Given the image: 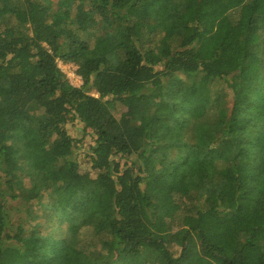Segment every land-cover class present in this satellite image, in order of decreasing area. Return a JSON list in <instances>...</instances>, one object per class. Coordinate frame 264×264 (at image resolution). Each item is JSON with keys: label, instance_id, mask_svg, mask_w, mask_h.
Wrapping results in <instances>:
<instances>
[{"label": "trees", "instance_id": "16d2710c", "mask_svg": "<svg viewBox=\"0 0 264 264\" xmlns=\"http://www.w3.org/2000/svg\"><path fill=\"white\" fill-rule=\"evenodd\" d=\"M0 264H264V0H0Z\"/></svg>", "mask_w": 264, "mask_h": 264}, {"label": "rangeland", "instance_id": "374dc122", "mask_svg": "<svg viewBox=\"0 0 264 264\" xmlns=\"http://www.w3.org/2000/svg\"><path fill=\"white\" fill-rule=\"evenodd\" d=\"M56 66H59L60 68L59 67L58 68L61 69L62 71H66V69H67L68 66H72V67H74L76 69V72H77V67L74 66L73 64L62 63L61 61H58ZM200 83L202 84V86H205L206 87V83L205 82H200ZM75 84L76 85H79L78 83H75ZM202 86H201V88H202ZM205 91L207 92L208 90L202 88V93L196 94L197 98L198 97L199 98H205V96H206ZM89 93L92 94L93 96H96V94H95V92L93 90L89 91ZM124 111H125V108L123 106H121L120 104L117 103L116 106H115V109H114V112L113 113H114V116L116 118H119L120 115ZM65 130H67V132L75 140L80 141V140H83V138H84V135L82 133V124L79 121H75L73 123H68L66 125V129ZM84 140L85 141L82 142V147L80 149L76 150L75 155H76V158H77L78 163L80 165L79 166L80 170L82 172H88L90 174V176L94 178L95 177V172L93 170L89 169L88 165H86V159H85V156H84L85 155L84 153L88 150V146H87L86 143L89 141V137H85ZM80 144L81 143H79V145ZM85 149H86V151H85ZM19 216H21L23 218H26L23 211L21 212V214ZM14 219H18V216H15ZM39 222L41 223V226L38 227V229H37V232L38 233H35L34 232V233L31 234L32 239H35L37 235H48V234H51L52 236H54V235H56L58 233V230L57 229L50 228V226L48 224V221L45 218H43V217L40 218L39 219Z\"/></svg>", "mask_w": 264, "mask_h": 264}, {"label": "built area", "instance_id": "2783aa9c", "mask_svg": "<svg viewBox=\"0 0 264 264\" xmlns=\"http://www.w3.org/2000/svg\"><path fill=\"white\" fill-rule=\"evenodd\" d=\"M61 72L63 73V75L65 76L66 80L68 81V83L71 86L78 88L82 84V80H81L80 76L77 74L76 69L74 67L68 66L66 71H62L61 70ZM74 82L78 83L79 85H76Z\"/></svg>", "mask_w": 264, "mask_h": 264}]
</instances>
